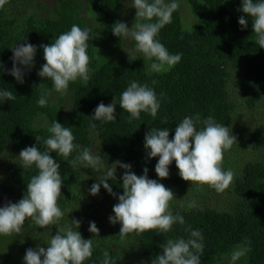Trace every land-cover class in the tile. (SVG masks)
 I'll return each instance as SVG.
<instances>
[{
	"label": "trees",
	"instance_id": "trees-1",
	"mask_svg": "<svg viewBox=\"0 0 264 264\" xmlns=\"http://www.w3.org/2000/svg\"><path fill=\"white\" fill-rule=\"evenodd\" d=\"M47 1L7 0L0 8V90L11 91L16 97L0 100V163H3L0 208L3 202L18 203L24 197L26 185L38 169L34 165L23 168L18 156L21 150L31 146L43 151V139L51 135L48 128L55 120L72 128L74 144L80 146L68 161L83 148H89L101 155L104 167L99 172L86 170L79 164L73 168L64 157L52 152L51 156L60 164L63 181L60 207L62 211L70 208L76 217L64 214L59 225L49 226L52 229L47 230L29 219L22 228L26 229L24 235H0V264H25L28 249L39 243L46 249L47 241L58 233V227L71 224L73 219L81 222L78 231L82 237L93 239L92 256L84 264H101L106 250L115 264H152L163 253L161 244L167 239H189V228L200 230L204 237L201 264H225L238 247L250 250L235 264H264V48L254 39L251 16L238 11L242 0H185L183 3L195 17L186 25L193 27L185 29L179 7L172 22L156 37L170 54H182L179 63L171 68L165 66L162 72L151 71L154 61L135 50L134 39L113 34L112 26L117 21L126 23L129 29L133 26L136 17L133 0H53L52 5ZM241 16L248 21L246 28L239 24ZM73 24L90 30L87 42L90 80L87 85L79 79L70 82L67 93L61 94L52 89L50 79L38 75L46 63L40 45L50 44ZM28 43L37 48L34 66L19 65L24 73V82L19 83L9 74L13 68L11 49ZM127 52L136 60L130 62ZM133 80L147 83L155 90L161 104L155 118L141 112L139 119L129 122L130 114L119 105L116 121L91 118L101 102L109 105L115 97L119 101L122 91ZM231 84L235 93L230 92ZM45 90L50 92L48 104L39 107L37 100ZM239 95L247 106L242 105ZM243 111L258 116L248 121ZM195 114L202 120L212 116L227 127L236 121L239 138L236 148L248 150L246 162L238 169L236 155L224 156V169L232 166L236 170L233 183L223 193H206L207 185L202 189L193 187L179 176L175 161L169 166L168 178L161 179L155 171L159 157H149L144 147L145 135L151 128H167L171 140L177 124L185 116ZM93 123L95 129L90 127ZM202 126L198 124L197 130ZM36 136L42 138L40 144ZM116 161L130 164L138 176H143L147 168L149 179L172 190L176 198L171 202L173 214L179 212L185 223L173 225L167 233L150 230L120 238L121 227L110 223L109 217L115 215L113 206L123 194L125 169L117 167L116 178L108 181L116 196L109 194L102 184L97 195L89 192L93 184L99 183L98 177ZM190 189L198 206L188 210L180 207L179 199ZM90 197H96V202L87 209L83 203ZM90 222L98 227V236L89 231Z\"/></svg>",
	"mask_w": 264,
	"mask_h": 264
},
{
	"label": "clouds",
	"instance_id": "clouds-1",
	"mask_svg": "<svg viewBox=\"0 0 264 264\" xmlns=\"http://www.w3.org/2000/svg\"><path fill=\"white\" fill-rule=\"evenodd\" d=\"M6 3L7 0H0V8ZM133 8L136 9V17L131 29L126 23L117 21L112 26L113 34L120 38L134 39L135 50L154 61L150 65L153 72H162L165 66L171 68L179 63L182 54H170L156 39L160 30L172 22L173 13L179 8L177 0H171L169 3H165V0H133ZM238 11L251 16L254 39L260 48H264V0H242V8ZM239 24L246 28L248 21L241 16ZM89 39V29H82L79 25L73 24L70 30L58 35L50 44L40 45L46 63L42 65L38 75L50 79L55 92L66 94L70 82L78 79L85 85L88 84ZM11 50L14 54L13 68L9 74L19 83H23L24 73L19 65L34 66L37 48L28 43L16 45ZM129 60L131 62L136 59L129 54ZM152 83L155 84L156 81ZM48 95L50 92L47 90L41 93L37 100L39 107L47 106ZM15 99L11 91L0 90V100ZM117 105L130 114L129 122L139 119L141 112L149 113L155 118L161 107L153 88L147 83L140 84L133 80L122 91L119 101L115 97L109 105L101 102L94 109V116L91 118L102 122L116 121ZM198 124L203 125L200 130H197ZM90 127L95 129L96 124L93 123ZM48 132L51 135L43 139V151L40 147L31 146L21 150L18 156L23 168L29 169L34 165L38 173L30 178L24 197L18 203H8L0 208V235L21 233L25 221L29 219L40 228L59 225L64 216L59 202L63 185L60 164L53 159L51 153L55 152L68 161V157L80 146L74 144L72 128L63 126L57 120L52 122ZM35 138L40 144L42 138L38 136ZM236 143L237 138L230 127L217 123L212 116L202 120L199 114H195L185 116L177 124L174 139L171 140L167 128H151L145 135L144 147L149 157H159L155 171L161 179L168 178L169 166L175 161L179 176L184 181L191 182L193 187L202 189L207 185L217 193H223L233 183L235 177L231 168L225 170L222 167L224 153L231 150ZM68 163L73 168L79 164L96 172L104 167L101 155L94 154L89 148L80 150ZM117 167L125 169L121 185L123 194L118 197L119 203L113 206L115 215L110 216L109 221L113 225L118 222L122 225L120 238L150 230L167 233L173 225L185 223L179 212L173 214L171 202L176 199L173 191L157 180L149 179L147 168L144 169L143 176H138L132 171L130 164L116 161L98 177L99 183L91 186L89 189L91 195L100 192L101 184L109 194L117 195L108 183L109 180L116 178ZM191 189L183 199H179L181 208L191 210L198 206L195 198L191 197ZM80 226L81 222L73 219L71 224L58 227V233L47 241L46 249L38 246L35 250L30 248L26 251L25 264H84V261L92 256L93 239H84L78 231ZM89 231L96 236L99 235L95 222H90ZM188 231L190 238L187 240L167 239L161 244L163 253L157 255L152 264H201L200 254L204 250V237L198 229L189 228ZM249 250L247 247H238L234 250L231 254L232 264ZM101 264H115L107 250Z\"/></svg>",
	"mask_w": 264,
	"mask_h": 264
},
{
	"label": "rangeland",
	"instance_id": "rangeland-1",
	"mask_svg": "<svg viewBox=\"0 0 264 264\" xmlns=\"http://www.w3.org/2000/svg\"><path fill=\"white\" fill-rule=\"evenodd\" d=\"M43 1H45L46 2V0H43ZM185 0H182L181 2H180V0L178 1V3H179V7H180V9L182 10V22H183V25H184V27H185V29H191L192 27H193V25H191V26H187V25H190L191 24V22H193L194 20V14L192 13V11L190 10V8H189V6L186 4V3H183ZM47 3H50L51 5H52V3H53V0H48L47 1ZM165 3H168V2H166L165 1ZM179 9V8H178ZM187 24V25H186ZM131 41V40H130ZM105 43H106V40L104 41ZM105 43H103L104 45H105ZM127 50L128 51H130L131 50V48H130V45L128 44L127 45ZM123 52H125L124 50H123ZM232 84H231V86H230V92L231 93H235L234 91H232ZM236 92H237V90H236ZM240 96V95H239ZM241 97V99H242V105H244V106H247V104H246V102H245V99L243 98V96H240ZM233 101L234 102H236V104L238 103V104H240L239 103V101L237 100V99H233ZM243 113H244V115H245V118L249 121V120H251V119H253V118H255L256 116H258L257 114L256 115H252L251 113H246V112H244L243 111ZM234 121V120H233ZM44 124H45V126H47L48 125V123L47 122H44ZM237 123H236V121L230 126V129H232V133H233V135H235L236 136V138H237V143L236 144H234L233 145V147L231 148V150H228V151H226L225 153H224V156L225 157H227V155L228 154H233V155H236V157H238L239 158V162H238V165H237V167H236V169H238L239 167H242L243 165H244V163L246 162V160H247V149H237L236 147H237V145H238V142H239V138H238V135L236 134V132H237ZM225 160V159H224ZM226 165V160H225V163H224V166ZM224 166L222 165V167L224 168ZM88 168H90V167H87L86 168V170L88 169ZM229 168H231L233 171H235L236 169L235 168H233L232 166H230ZM0 169H3V163H0ZM92 169V168H91ZM3 186V184H1V186H0V188ZM206 190H208V192L207 191H205L206 193H212V194H214V192L215 193H217L214 189H212V188H210V187H207L206 186ZM229 197V196H228ZM91 199L89 200V201H87L86 203H83V205H84V207L85 208H87V209H90V204L91 203H94V202H96V200H94V199H96V197H90ZM230 198V197H229ZM7 199H11V197H8ZM61 204V203H60ZM62 207H63V205H62ZM63 212H64V214H67V213H69V214H67V216L69 217V218H74V217H76L75 216V213L74 212H71L70 211V208H66V209H64L63 210ZM77 219V218H76ZM115 226H120V227H122V225L120 224V223H116L115 224ZM25 227V226H24ZM45 229H51V228H45ZM38 246H42V247H44L41 243H39L38 245H36L35 246V248H34V250L35 249H37V247ZM45 248V247H44ZM227 263H225V264H232V261H231V255L230 256H228L227 258ZM240 260V259H239ZM238 261V260H237ZM236 261V262H237ZM235 262V263H236Z\"/></svg>",
	"mask_w": 264,
	"mask_h": 264
},
{
	"label": "flooded vegetation",
	"instance_id": "flooded-vegetation-1",
	"mask_svg": "<svg viewBox=\"0 0 264 264\" xmlns=\"http://www.w3.org/2000/svg\"><path fill=\"white\" fill-rule=\"evenodd\" d=\"M13 201V200H12ZM7 202V204L8 203H13V202ZM1 205H3V207L6 205V203L5 202H3ZM26 223V222H25ZM52 229V228H51ZM47 230V229H46ZM26 233V229H23L22 231H21V233H20V236H22V235H24Z\"/></svg>",
	"mask_w": 264,
	"mask_h": 264
}]
</instances>
